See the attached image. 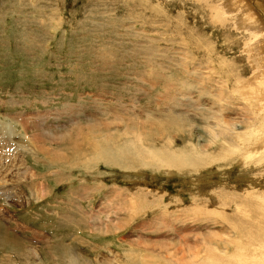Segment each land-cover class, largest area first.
I'll use <instances>...</instances> for the list:
<instances>
[{"label":"rangeland","instance_id":"obj_1","mask_svg":"<svg viewBox=\"0 0 264 264\" xmlns=\"http://www.w3.org/2000/svg\"><path fill=\"white\" fill-rule=\"evenodd\" d=\"M221 2L0 0V183L15 185L0 196V264H55L71 245L78 264H264V241L248 235L249 213L264 207V168L238 154L218 160L219 144L229 145L209 136L214 117L244 132L258 113L239 91L252 77L249 39ZM245 2L264 26V0ZM68 138L97 162L50 161L74 158ZM136 139L185 151V162L193 148L201 167L126 175L95 150ZM76 215L81 223L65 221Z\"/></svg>","mask_w":264,"mask_h":264},{"label":"bare ground","instance_id":"obj_2","mask_svg":"<svg viewBox=\"0 0 264 264\" xmlns=\"http://www.w3.org/2000/svg\"><path fill=\"white\" fill-rule=\"evenodd\" d=\"M220 4H221V6H219V8H218V12L220 14L227 15L228 17L232 16V15L235 16V20L233 22L235 24V27L237 29L243 30L246 33V35L248 36L249 40L247 41V43L245 45V50L244 51H245V53H247V57L249 59L248 61L250 62L251 66H252V77L250 79H247L246 82H243V84H241V86L239 87V91H240L242 97L244 98V100L253 101V102L256 103L255 105L257 106L258 113L255 112L254 113V117H251L252 119H246L247 122H246V120H244L246 123L242 121V123H245L246 128H247V130H245L244 132H240L238 130V125L237 126L236 125H231V126L227 125V126L223 127L222 126L223 124L221 123V119L214 117V119H217L216 120V122H217L216 124L220 128H217V127L216 128H211L209 136H211L212 139H217V140L222 141L224 143H227L229 145L228 147H226L222 143L219 144V146L217 147V149H218L217 151L218 152L216 151V153H215L216 158L218 160L228 161L229 162V160L232 159L234 154H238L237 158H242V160H243L242 162L246 161L245 165L243 164L244 167H246L247 165H250L252 167V170L253 169L258 170L260 168L261 169L264 168V149L260 150V151H257L259 146L256 145L259 142V140L264 142V26H263V23L261 21L262 20V16H261V14H258L254 10V8H252L249 4H247V2H245V0H222V2ZM222 108H223V106H222ZM255 114H258V115L255 117ZM246 116H247V114H246ZM248 116H252V114L251 115L249 114ZM220 117L226 119L228 116L224 115V114H221ZM241 120H243V118ZM258 120H259V125H258V122H257ZM92 122L93 121L91 119V123ZM94 122H95V120H94ZM238 123H240V122H238ZM8 125L9 124H7V127H8ZM90 125L93 126V124H90ZM73 126H72V128H73ZM76 126H78V124ZM80 126H82V125L80 124ZM107 126L109 127V125H107ZM174 126H172V127H174ZM239 126H241V123H240ZM87 127H89V126H87ZM87 127H86V129H87ZM75 128H78V127H75ZM75 128H74V130H76ZM82 128L83 127H81L80 129H82ZM89 128H91V127H89ZM94 128H96V126ZM104 128H106V127H104ZM104 128H102V129H104ZM174 128H176V127H174ZM10 129L8 128V130H10ZM70 130H71V126H70ZM82 130H83L82 132H85L84 129H82ZM5 131L9 134L10 137H12L11 131H9V132L7 130H5ZM72 131H73V129H72ZM98 131H100V130H98ZM82 132H80V133H82ZM106 132H108V131L106 130ZM97 133H99V132H97ZM99 136H97V138L95 137V139L98 140V138H100ZM169 136H168L167 140L171 139V137H169ZM55 139H57V137ZM68 139L74 140L76 142L78 140L77 138H76L77 140L72 139V138H68ZM137 139L135 141L137 144H134V142L132 140H130L129 142H128V140L127 141L125 140L126 142H124L123 144H120L119 146L112 145V144L111 145H109V144L102 145L101 142H100V144L96 146L95 150L101 152V154H102L101 155L102 156L101 161H103L105 164H108L109 166H114V167L119 168L120 170L124 171V173L126 175L130 174L133 171H137L139 169H144V170L145 169H151V170H163V169H171L172 170V169H174V170H178V171H184L185 168L187 167V165L190 166L192 169L194 168V166H196L198 168L201 167V164L198 161L199 159L198 160L195 159L199 154L197 155V152L193 148H190L189 150H187V151H190L189 154L190 155L193 154V156L189 157L191 159L189 162H185L183 160H180L181 157L183 158L184 156H187L185 153L183 154V152H185V151H183L182 154H180L179 156H175L174 154L169 153L166 149H163L161 151L155 152L153 150H150V149L146 148L144 146V143H140V141H138ZM57 140H60V139H57ZM191 140L192 139H190V141ZM66 141H68V140H65V143H67ZM214 142H216V141L214 140ZM70 144H73V145H70L71 146V150L74 153V156H73L74 158L73 159L69 160V158L67 159L64 156H59L58 157V155L52 154L50 156V161H52L53 163H59L61 161V163L58 165V167L61 165L63 167H66L67 169H69V168H77V169L78 168H82L83 170H86L88 168V165L91 162L96 161V159H94V158H96L98 152L93 154V158H92V156L90 157V155H91L90 153H89V155L87 154V156H86L83 151H81L80 153L76 152L77 146L79 147V142H77L76 144H75V142L74 143L72 142ZM84 144H86V143H84ZM262 144H264V143H262ZM60 145H61V143H60ZM0 147L2 148V146H0ZM80 147H82V146H80ZM32 148H33V145L31 144V147L27 150L29 152L28 155L32 154L31 153V149ZM84 148H86L85 145H84ZM206 148H207V146H203V149H202L201 152L205 153L204 157L209 158L210 156H207L206 152L204 151ZM66 150H69V149H66ZM87 150L88 149H86L85 152ZM24 152H26V151H24ZM7 153H9V151H7ZM70 153H72V152H70ZM67 154H68V152H67ZM201 156H202V154H201ZM4 158L6 159V157H4ZM22 159L24 161V158H22ZM90 159H93V160H90ZM240 160L238 162H240ZM21 165H22V163H21ZM205 165H207V164H205ZM2 166L5 167L4 165H2ZM13 166H16V165H13ZM13 169L15 170L16 168L12 167L10 172ZM22 169L23 168H21L20 170H22ZM28 169L26 171H28ZM7 170H9V169H7ZM79 170H81V169H79ZM242 170H243V168H242ZM16 171H17V169H16ZM10 172H9V174H10ZM138 174H141V173H138ZM11 175H12V173H11ZM55 175H57V174H55ZM256 176H258V175H256ZM2 177H5V176H2ZM12 177H11V179H13ZM6 178H8V177H6ZM54 179L58 180L59 178L56 176V177H54ZM10 181H8V180L5 181L4 180V181H2L0 183V196L3 195L4 193L6 195V192H11V189H12L11 186H13L15 188V185H13ZM12 182H13V180H12ZM44 193H45V191H44ZM74 193L75 192H73L72 195ZM75 195H76V193H75ZM0 198H2V197H0ZM6 201H8V200L6 199ZM258 212L259 213H257V214L249 213L250 217H252V219L254 221L256 220L257 223H255V225H256L255 230L254 231H250L251 233H248V235L254 240L255 245H258V247L260 246V248H261L262 243H260V241H264V207L262 209H260V211H258ZM78 217H79L78 215L74 216L75 220H77V221H73L74 220L73 218H66L65 221H72V222H70L72 224L73 223L74 224L81 223V222L78 221V219H77ZM237 232H238V234L240 233L239 231H237ZM5 246H6V243H5ZM14 247L16 249L19 248V246L17 244ZM75 248L76 247L73 246V245L68 246L66 248L62 247L61 252H56V254H58V255L51 256V258L55 259V264H64L66 261L68 263H70V264H78V260H79L80 255L78 256L75 253ZM258 251H262V253H260L261 254L260 259L263 260V262H264V249L261 250V249L258 248ZM17 253H19V252H17ZM66 254H68L69 257L66 258V256H67ZM20 256H22V255H20ZM130 257H132V256H130ZM67 259H69V260H67ZM20 260H22V259L20 258ZM30 260H31V258H30ZM83 260H85V259H83ZM83 263L86 264L85 261ZM1 264H11V263L9 261H7V262H2Z\"/></svg>","mask_w":264,"mask_h":264}]
</instances>
